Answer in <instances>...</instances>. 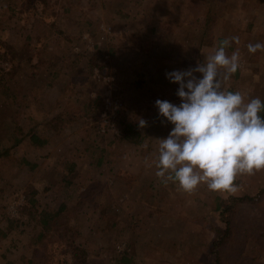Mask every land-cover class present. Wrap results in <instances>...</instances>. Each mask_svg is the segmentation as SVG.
I'll list each match as a JSON object with an SVG mask.
<instances>
[{
    "label": "rangeland",
    "instance_id": "obj_1",
    "mask_svg": "<svg viewBox=\"0 0 264 264\" xmlns=\"http://www.w3.org/2000/svg\"><path fill=\"white\" fill-rule=\"evenodd\" d=\"M209 1L0 0V264L33 258L32 198L39 211L84 202L78 235L51 236L44 264H74V237L90 264L214 262L216 197L257 194L264 170L238 177L235 193L201 184L189 194L154 165L173 128L155 101L181 102L166 73L195 67L226 38H239L226 52L240 65L226 90L264 101V50L247 47L264 43V0ZM236 217L223 263L264 264V200Z\"/></svg>",
    "mask_w": 264,
    "mask_h": 264
},
{
    "label": "clouds",
    "instance_id": "obj_2",
    "mask_svg": "<svg viewBox=\"0 0 264 264\" xmlns=\"http://www.w3.org/2000/svg\"><path fill=\"white\" fill-rule=\"evenodd\" d=\"M238 40L226 38L195 67L166 73L179 86V105L155 101L161 122L173 125L167 138L158 139L155 175L185 193L201 184L213 192L235 193L238 177L264 170V101L256 97L245 102L239 91L225 88L240 66L239 52L229 56L226 49ZM247 47L256 53L264 43ZM138 124L147 126L143 118Z\"/></svg>",
    "mask_w": 264,
    "mask_h": 264
},
{
    "label": "trees",
    "instance_id": "obj_3",
    "mask_svg": "<svg viewBox=\"0 0 264 264\" xmlns=\"http://www.w3.org/2000/svg\"><path fill=\"white\" fill-rule=\"evenodd\" d=\"M213 3V0L209 1V4ZM206 29L209 31L210 28H213V25L215 24L216 17H214L211 13H208L206 16ZM238 76V70L236 72ZM5 90L7 89L6 86H3ZM70 114V113H67ZM64 114H61L58 117H55L54 121L57 120L58 123L53 124V127H59L61 124H63V119H61V116ZM262 116H264V113H261ZM52 129V128H50ZM129 129L132 130V127L129 126ZM33 140L37 142L36 135H31ZM68 171H74L76 166L74 164H68ZM237 183V181H236ZM264 200V186L259 189L257 194L251 196V195H244V196H233L230 198H223L221 196L216 197L215 200V211L220 213V220L224 225V228L219 229L218 233L219 236L213 243L211 247V253L215 256L214 262L210 264H226L223 263L222 260V254L224 249L229 246V248L232 245V242L234 241L232 237H234L235 234H239L237 229V218L236 214L239 212L244 205H256L260 204ZM37 201L35 199L30 200V207L32 208V219L35 220L37 225L39 226L40 230L36 234V236H33V241L31 242V246L34 250L33 258L27 260V264H44L43 261H41L42 257L40 256L41 251H43L44 256L49 257L50 255L52 244L51 236L54 234H59V237L61 238V241H65L68 237H72V233L75 235L77 232L74 231L72 228V222L76 220L79 217L81 208L83 206V201H78L75 205L69 206L66 204H62L59 209L57 210H36L35 205ZM114 224H112L113 226ZM70 233V235H69ZM78 235V234H77ZM247 240L251 238L248 234H245ZM255 236V235H252ZM70 238V243H72V253H73V260L74 264H90L88 260V252L82 245L76 243L77 238ZM256 241L259 240L261 242V247L264 249V230L262 232V235H256L255 236ZM72 241V242H71ZM65 243V242H64ZM63 243V244H64ZM59 242L54 243V245H58ZM47 261V260H45Z\"/></svg>",
    "mask_w": 264,
    "mask_h": 264
},
{
    "label": "built area",
    "instance_id": "obj_4",
    "mask_svg": "<svg viewBox=\"0 0 264 264\" xmlns=\"http://www.w3.org/2000/svg\"><path fill=\"white\" fill-rule=\"evenodd\" d=\"M119 249H121V247H119Z\"/></svg>",
    "mask_w": 264,
    "mask_h": 264
}]
</instances>
